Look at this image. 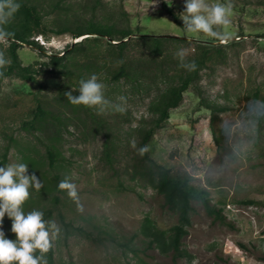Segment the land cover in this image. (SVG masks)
Masks as SVG:
<instances>
[{"label": "rangeland", "instance_id": "1", "mask_svg": "<svg viewBox=\"0 0 264 264\" xmlns=\"http://www.w3.org/2000/svg\"><path fill=\"white\" fill-rule=\"evenodd\" d=\"M26 1L37 6L48 29L97 21L114 35L92 34L77 45L76 55L66 53L70 74L42 72L38 82L5 74L13 58L10 42L0 38V52L9 61L0 68V160L4 166L27 164L28 174L43 182L39 191L29 189L22 208L25 214L43 212L45 221L59 227L47 264H174L171 254L139 235L147 215L167 230L178 222L164 195L141 174L139 127L152 116L151 101L187 73L177 55L181 49L187 52L184 63L205 61L149 149L173 174L207 190L221 214L193 201L183 239L193 256L178 262L264 264V0H205L232 5L230 38L223 42L186 31L180 17L185 0ZM123 30L131 34L120 54L115 43ZM37 35L47 53L60 55L79 40L70 31ZM155 36L162 37L158 53ZM18 51L24 65L48 60L28 45ZM121 64L129 79L114 77ZM93 74L110 102L103 112L73 105L64 95L72 89L79 95L80 81ZM203 97L227 109L213 114ZM116 104L124 111H116ZM66 177L76 185V199L58 187ZM11 227L6 214L0 229L14 240Z\"/></svg>", "mask_w": 264, "mask_h": 264}, {"label": "trees", "instance_id": "2", "mask_svg": "<svg viewBox=\"0 0 264 264\" xmlns=\"http://www.w3.org/2000/svg\"><path fill=\"white\" fill-rule=\"evenodd\" d=\"M16 2L20 5L19 10L14 14L9 23L3 26L4 30L11 34L4 38L10 42L9 52L13 58V61L10 63L5 73L7 75L15 73L24 79L38 82V73L59 72L70 74L71 72L67 69V63L65 62V55L67 52L76 55L77 45L82 44L83 41L89 37H94L91 36L92 34L110 36L114 39L113 28L106 27L105 24L97 21L78 23L74 26L68 24L67 26H61L57 29H48L44 23V15L38 10L35 4H31L26 0H16ZM168 9L173 15L175 14L173 7H168ZM175 17L177 18V15H175ZM49 31L55 33L70 31L76 38L85 34H89V36H85L84 39L78 40L72 44L71 47H67L65 53L61 55L59 52L48 54L45 47L34 37L36 34L46 35ZM122 34V38L119 39V42L115 43L119 46L118 53L120 54L124 52L129 41V39L126 38L129 37L131 32L130 30H123ZM173 37L180 41L185 39L183 36L179 35ZM144 38L149 41V34H144ZM161 38V36L151 38L154 53L161 51ZM25 45L35 49L38 48L44 56L47 55L48 60L42 61L40 59L35 62V64L24 65L20 60L18 50ZM207 51V49L204 50V53H208ZM193 61L196 65L195 70H188L187 73L181 76L178 83L170 84L164 92H160L151 101L149 110L152 116L145 125L139 127V149L145 150L143 154H141V174L151 186L155 187L164 195L166 205L178 215V222L169 230L161 228L152 217L147 215L142 222L139 235L143 236L148 246L158 248L165 254H171L174 264H179V258H192L193 256V254L185 248L183 241L184 237L189 232L188 227L191 224V215L194 209L193 201L197 200L202 202L210 211L216 212L217 216L221 214V209L217 210V208L211 204L207 190L190 184L189 180L184 176L173 174L170 167L157 162L156 159L151 156L149 149V143L153 139L156 130L162 127L165 121L170 118L171 110L178 107L183 101L184 93L197 78L200 64L203 63L205 59H196ZM117 69L118 70H116L114 74L115 78L118 80L121 79V77L129 79L125 64H121ZM201 102L203 105L210 108L213 114L227 109L225 105H215L213 101H208L204 97L201 99ZM5 161V159L0 160V167L5 165ZM250 202L253 203L254 200H250ZM260 259H264V252L260 256Z\"/></svg>", "mask_w": 264, "mask_h": 264}, {"label": "clouds", "instance_id": "3", "mask_svg": "<svg viewBox=\"0 0 264 264\" xmlns=\"http://www.w3.org/2000/svg\"><path fill=\"white\" fill-rule=\"evenodd\" d=\"M168 2V0H167ZM171 6V4H169ZM20 5L16 0H0V38L11 35L3 28L7 25ZM232 5L215 3L208 4L205 0H185V11L180 14L184 28L190 33H203L219 39L221 42L229 39L226 29L230 24L229 16ZM220 28L225 31H219ZM79 39V37H77ZM181 67L194 71L195 62L184 63L186 50L177 53ZM9 61L0 52V68ZM104 85L93 74L87 80H81L78 88L79 95H74L72 89L64 93L67 100L73 105L97 107L101 112L110 104L103 94ZM122 99V98H121ZM116 111H124L122 105H112ZM133 147L135 143L133 142ZM145 150L140 149V154ZM34 187L39 191L43 182L32 173L28 174V165L15 163L0 167V224L5 215L12 220L11 231L16 238L9 239L0 229V264H47L45 255L53 247V241L59 233L58 225L53 221H45L44 213L33 210L25 214L23 204L30 196L29 189ZM59 189L67 191L70 198H77L76 185L66 177L61 180ZM39 255H36V253Z\"/></svg>", "mask_w": 264, "mask_h": 264}, {"label": "built area", "instance_id": "4", "mask_svg": "<svg viewBox=\"0 0 264 264\" xmlns=\"http://www.w3.org/2000/svg\"><path fill=\"white\" fill-rule=\"evenodd\" d=\"M76 39H78V38H76ZM36 40H38V41H42V43H44V38H43V36H40V35H37L36 36ZM41 43V42H40ZM45 44V43H44ZM44 44H42V45H44ZM36 49H38V48H36ZM51 53H53V52H48V54H51Z\"/></svg>", "mask_w": 264, "mask_h": 264}, {"label": "bare ground", "instance_id": "5", "mask_svg": "<svg viewBox=\"0 0 264 264\" xmlns=\"http://www.w3.org/2000/svg\"><path fill=\"white\" fill-rule=\"evenodd\" d=\"M84 37H85V36H81V37L79 38V40L84 39Z\"/></svg>", "mask_w": 264, "mask_h": 264}]
</instances>
